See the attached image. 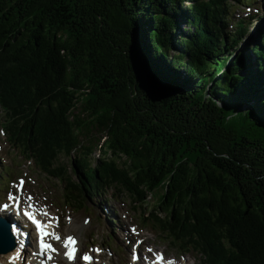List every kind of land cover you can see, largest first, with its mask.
Returning a JSON list of instances; mask_svg holds the SVG:
<instances>
[{"label":"trees","instance_id":"trees-1","mask_svg":"<svg viewBox=\"0 0 264 264\" xmlns=\"http://www.w3.org/2000/svg\"><path fill=\"white\" fill-rule=\"evenodd\" d=\"M229 6L0 0V89L22 92L8 110L47 174L66 182L53 157L76 152L70 173L92 196L102 192L91 177L143 204L160 190L154 212L168 224L143 219L173 244L203 245L193 236L209 232L222 257L210 264H264V28L234 55Z\"/></svg>","mask_w":264,"mask_h":264},{"label":"rangeland","instance_id":"rangeland-1","mask_svg":"<svg viewBox=\"0 0 264 264\" xmlns=\"http://www.w3.org/2000/svg\"><path fill=\"white\" fill-rule=\"evenodd\" d=\"M228 2L238 5V2L234 0H228ZM256 2L260 3L261 0H256ZM240 15L245 14H241L239 10H236L233 16L236 18ZM229 23L231 24L232 22ZM234 27H229L230 31ZM241 53L242 50H239L238 55ZM248 59L249 62L252 60L250 54ZM0 91L3 94L1 103L5 105L3 106L0 103V169L8 171L6 178L7 180L9 178L10 181H15L18 176L25 177V192L22 195L23 205L32 204L40 208V210L48 209V213L56 218L53 219V224H56H54L55 233L62 238L58 243V258L64 260L63 250L65 248L62 242L67 236L71 235L79 240L80 253L87 250L93 254L92 264H123L129 261L132 255L131 250L134 248V245L130 243V239L133 238H136V243L141 241L140 250L142 253H148L151 257L152 252L162 250L169 256L173 264H210L214 260L219 261L222 259L221 253L216 246V241L209 232H204L203 238L193 236L203 240V245L198 250L191 246L180 248L160 234L158 229L149 227L139 218L144 213L145 215L156 213L161 220L168 224L165 210L154 212L156 197L160 195V190L158 193L155 191L153 194L148 192L145 204H143L120 187L106 183L101 178L91 177L92 185H96L103 193V196L87 198L86 195H91L89 188L81 187L77 173H70L69 169L70 162L74 159L79 161V158H76V152L70 153L66 149H64L62 154L57 149L60 157L57 161L53 157V164L58 169H61L56 172L59 176H62L66 167H68V173L65 175L68 189L65 188V184L58 178L39 170V165L36 166L29 154L23 151L24 144L30 138L28 130L20 127L19 122L14 119L8 110L17 98H19L20 103H23V99H20L22 98V92L15 83L9 84L5 89H0ZM99 153L100 151L96 150L92 154L89 162L92 166L97 162ZM77 155L79 156V154ZM124 161L120 159L118 163L124 165ZM4 181L0 177V188H2L0 189V200L4 199L6 191L5 183L3 184ZM6 183L8 188L9 183ZM29 196L33 198L31 201L28 200ZM104 197L106 201H104ZM86 198L87 201L84 202ZM95 198L103 199L101 201L106 205V213H108L107 215L110 218L98 207L94 206L96 204ZM121 228L123 231H121ZM190 234V231L184 232L187 237ZM29 239L31 238L27 235V242L31 241ZM221 240L230 244L224 237ZM149 249L152 251H149ZM24 252L29 253L27 245H25ZM63 263L67 264L64 261ZM75 263L86 264L81 259L80 254L75 259Z\"/></svg>","mask_w":264,"mask_h":264},{"label":"snow or ice","instance_id":"snow-or-ice-1","mask_svg":"<svg viewBox=\"0 0 264 264\" xmlns=\"http://www.w3.org/2000/svg\"><path fill=\"white\" fill-rule=\"evenodd\" d=\"M23 185L24 181L21 180L18 187L19 191H23ZM8 199L10 201H15L17 207H19L20 201L19 197L14 196L13 194H9ZM33 198L31 196L28 197V200L31 201ZM24 216L27 217V219L35 226L37 234H38V242H39V250L40 254L43 255L45 253H54L57 250L52 246L51 243L47 242V238H51L53 240H61L62 238L56 234L55 232H50L48 229L52 227V220L56 218H51L49 219L48 223H44L40 219L37 218V215H42V216H49V213L46 210H38L35 208L34 205L29 204L28 209H25L23 212ZM64 248L66 249L65 255L67 258L72 261L77 258V239L71 235L67 236L64 240ZM23 245H21L22 247ZM99 251V250H97ZM149 251H152L149 249ZM20 257V253L17 252V255L12 258V264H14L15 260ZM49 260L52 259L51 255H48L47 257ZM136 257H134L135 259ZM84 261L86 264H91L92 257L89 255H84L83 256ZM163 260L162 256H157L156 258V264H161V261ZM169 264H172L171 261H169Z\"/></svg>","mask_w":264,"mask_h":264},{"label":"bare ground","instance_id":"bare-ground-1","mask_svg":"<svg viewBox=\"0 0 264 264\" xmlns=\"http://www.w3.org/2000/svg\"><path fill=\"white\" fill-rule=\"evenodd\" d=\"M225 14L226 13H224V15ZM263 21H264V11H260V10L259 11H257V10L255 11V10L251 9L246 16H244V17L239 16V21H234L233 22L235 24V27L233 29V32L231 33L232 38L235 39V44L232 45V46H234L236 48L235 49H230V50L234 51L235 54H238L239 50H242V53L245 52V50L247 49V46H248V43H247L248 39L252 36V34L256 30V28ZM229 57H230V59L233 58L232 55L229 56ZM7 209H9V208H5V210H7ZM0 210H1V207H0ZM106 212H107V209L105 211V214L107 215L108 213H106ZM9 220L17 228L16 232H18V240L20 241L22 239V236L25 235V233H27L28 229L26 227L21 226V223L14 222L11 218ZM20 221H22V219H20ZM28 244H29V242H28ZM62 245L64 246L63 242H62ZM27 248H28V250H30V245H29V247L27 245ZM31 251H32V248H31ZM14 252H15V249L11 250L8 253L0 254V260L4 261L5 259H7ZM64 257L67 260V264H74V261H70L67 258L66 255ZM3 264H5V263H3Z\"/></svg>","mask_w":264,"mask_h":264},{"label":"water","instance_id":"water-1","mask_svg":"<svg viewBox=\"0 0 264 264\" xmlns=\"http://www.w3.org/2000/svg\"><path fill=\"white\" fill-rule=\"evenodd\" d=\"M152 86L158 91L157 86L151 82ZM158 93L162 96L161 91ZM216 157L222 156V154H215ZM240 169H243L242 165H239ZM11 239L9 227L6 225H0V253H5L13 248V243H8Z\"/></svg>","mask_w":264,"mask_h":264}]
</instances>
